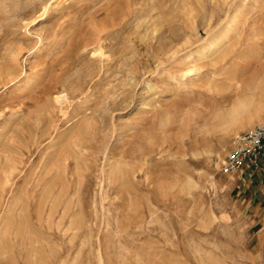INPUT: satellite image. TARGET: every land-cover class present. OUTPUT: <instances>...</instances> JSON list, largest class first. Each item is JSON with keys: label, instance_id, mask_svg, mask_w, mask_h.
Here are the masks:
<instances>
[{"label": "rangeland", "instance_id": "374dc122", "mask_svg": "<svg viewBox=\"0 0 264 264\" xmlns=\"http://www.w3.org/2000/svg\"><path fill=\"white\" fill-rule=\"evenodd\" d=\"M239 98L264 0H0V264H264Z\"/></svg>", "mask_w": 264, "mask_h": 264}, {"label": "built area", "instance_id": "2783aa9c", "mask_svg": "<svg viewBox=\"0 0 264 264\" xmlns=\"http://www.w3.org/2000/svg\"><path fill=\"white\" fill-rule=\"evenodd\" d=\"M247 169L264 174V120L238 136L221 165L222 173L230 175Z\"/></svg>", "mask_w": 264, "mask_h": 264}, {"label": "bare ground", "instance_id": "6f19581e", "mask_svg": "<svg viewBox=\"0 0 264 264\" xmlns=\"http://www.w3.org/2000/svg\"><path fill=\"white\" fill-rule=\"evenodd\" d=\"M223 66H225V65H223ZM223 69H224V67H223ZM226 69H224V70H226ZM230 84H232V80H231ZM234 106H235V108L232 109V110H234L233 111L234 114L231 113V115L233 114V116L230 117V118H232L230 120L233 123L238 122L240 117L244 114H247V113L252 114V116H250L249 121L247 123H243V126L254 121L255 117H258L259 119L262 118V114L264 113V102H261V101L255 102L253 99H248V98L241 99V98H239Z\"/></svg>", "mask_w": 264, "mask_h": 264}]
</instances>
